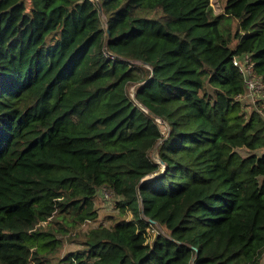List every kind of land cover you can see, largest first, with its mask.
Masks as SVG:
<instances>
[{
  "label": "trees",
  "instance_id": "obj_1",
  "mask_svg": "<svg viewBox=\"0 0 264 264\" xmlns=\"http://www.w3.org/2000/svg\"><path fill=\"white\" fill-rule=\"evenodd\" d=\"M248 54L264 79V0H0V264H52L105 186L65 264H264Z\"/></svg>",
  "mask_w": 264,
  "mask_h": 264
},
{
  "label": "rangeland",
  "instance_id": "obj_2",
  "mask_svg": "<svg viewBox=\"0 0 264 264\" xmlns=\"http://www.w3.org/2000/svg\"><path fill=\"white\" fill-rule=\"evenodd\" d=\"M211 1V5L213 6V9L215 12L219 13V12H223L224 11V6L226 3V0H210ZM233 25L235 27L236 25V21L233 22ZM135 91V85H131L130 86V93L133 96ZM260 105L264 108V100H260ZM248 112L251 110L250 107L247 108ZM161 124H163V131L165 134V137H168V131H169V126L168 124L165 122H163L161 120L160 122ZM158 148L154 149L152 151V158L159 161V153H158ZM151 178V175L145 177L144 179H148ZM115 197L112 198H104L102 196V194L100 196H98L96 198V205H97V209H98V218L95 221H90L87 222L77 228H75L74 230L66 233L64 235V246L63 248L56 253L55 255H57V258L54 259L52 264H65L66 262H64L63 257L66 256V253H68L69 251L72 250H76L79 247H81V243L80 241L83 239L84 237V232L90 227V226H95L99 223H103V224H109L110 220L108 218V215L110 213H116L117 212V208L115 207ZM131 216V213H130ZM157 229H153V232L151 235H149V238L151 240V238H153L154 234L156 232ZM31 264H34V262H32Z\"/></svg>",
  "mask_w": 264,
  "mask_h": 264
},
{
  "label": "built area",
  "instance_id": "obj_3",
  "mask_svg": "<svg viewBox=\"0 0 264 264\" xmlns=\"http://www.w3.org/2000/svg\"><path fill=\"white\" fill-rule=\"evenodd\" d=\"M233 62L243 74L246 86V90L243 93L236 95L235 98L247 103V106L245 107L246 111L248 110V107L251 108L250 111L253 109L261 111L263 107L260 105V100H264V79L256 72L253 57L250 54L243 57H234ZM157 121L161 122V119L157 118ZM101 192L104 198L115 197L114 189L107 186L103 187Z\"/></svg>",
  "mask_w": 264,
  "mask_h": 264
},
{
  "label": "water",
  "instance_id": "obj_4",
  "mask_svg": "<svg viewBox=\"0 0 264 264\" xmlns=\"http://www.w3.org/2000/svg\"><path fill=\"white\" fill-rule=\"evenodd\" d=\"M108 36H110V34H109V32H108ZM134 95H135V92H134V94H133V96L132 97H134ZM157 148V146L155 147V149ZM151 178H153V176H151ZM151 178H148V179H142V182H145V181H147V180H149V179H151ZM152 221V220H151Z\"/></svg>",
  "mask_w": 264,
  "mask_h": 264
}]
</instances>
